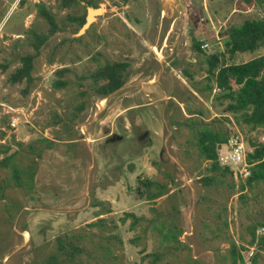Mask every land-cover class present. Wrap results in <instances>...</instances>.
<instances>
[{
	"label": "rangeland",
	"instance_id": "obj_1",
	"mask_svg": "<svg viewBox=\"0 0 264 264\" xmlns=\"http://www.w3.org/2000/svg\"><path fill=\"white\" fill-rule=\"evenodd\" d=\"M81 1L80 12L87 14L93 6ZM41 3L63 30L41 49L35 60V88L25 96L26 84L13 85L8 78L21 66L19 55L34 53L26 40L28 31L47 29L39 17ZM61 6V0H0V131L5 133L0 145H12L15 151L17 143L56 137L58 128L48 125L54 113L62 112L58 101L63 94L52 89L57 69L71 67L81 73L100 53L105 61L129 62L132 75L106 99L93 100L73 127L74 140L58 142L44 153L31 198L17 189L7 192V200L0 198V264H44L58 254L61 237L86 249L74 264H150L156 252L163 256L158 264H231L230 246L222 241L224 220L236 244L255 246L260 250L258 264H264V249L257 245L264 235L251 245L247 229L249 215L264 217V198L247 208L236 187L227 216L220 219L232 177L220 189L205 188L200 179L207 174V163L187 144L188 132L172 126L177 106L184 110L182 102L192 91V80L184 72L194 81L204 79L207 55L223 52L228 30L258 18L261 10L245 0H180L174 10L164 9L160 0H100L103 13L94 29L77 40L81 29L75 33L77 24L70 26L66 20L72 10ZM194 41L209 43L211 50L202 48L206 56L198 54ZM53 53L55 63L50 64ZM263 54H238L233 62ZM4 64L10 67L4 70ZM201 100L211 119L222 117L224 106ZM9 108L25 114L15 130L5 116ZM225 124L229 133H241L249 151L248 138L264 141L259 132L244 133L231 116ZM143 179L169 183L168 195L148 202L137 190ZM100 213L105 214L96 218ZM127 214L142 219L135 230L131 218L122 222ZM98 219H104L101 226H90ZM163 222L184 230L183 245L162 249L153 228ZM113 235L118 239H111ZM108 241L111 260L103 256ZM60 259L69 264L64 256Z\"/></svg>",
	"mask_w": 264,
	"mask_h": 264
},
{
	"label": "trees",
	"instance_id": "obj_2",
	"mask_svg": "<svg viewBox=\"0 0 264 264\" xmlns=\"http://www.w3.org/2000/svg\"><path fill=\"white\" fill-rule=\"evenodd\" d=\"M88 5L98 8L100 0H83ZM81 0H61V8L71 9L66 16L70 26L77 24L75 33L86 23L87 14H81ZM254 8L261 10V14L256 19H247L238 26L228 30L227 38L224 39V51H219L206 57L205 78L201 81H194L193 75L185 71L186 77L192 80V91L182 102L185 104L184 110L178 107L179 115L174 117L172 126L177 132L187 131V144L196 150L199 159L207 163V174L200 179L205 188L216 187L220 189L230 176L228 168L223 167L218 160V148L227 143L229 132L226 128L225 120L231 116L236 125L244 132L251 134L259 132L264 137V54L253 58L250 61L235 63L233 62L238 54H255L264 51V0H245ZM39 17L47 24L45 31L39 32L32 28L28 31L27 41L33 47L34 53L19 55L17 58L21 66L17 67L10 74L8 82L16 84H26L23 90L25 96L29 95L35 88L36 79L34 77L35 60L41 49L48 45L49 40L56 33L63 29L59 26L56 17L44 4L37 5ZM94 29V25L87 30V33ZM77 38V40H81ZM194 50L203 54L201 42L194 41ZM98 53L90 59L81 73L71 67H62L55 71L56 79L52 83L54 93H62L59 105L62 106L61 113H54L52 121L48 127L58 128L56 137L49 139L41 137L36 141L25 144L17 143L16 150L12 145H0V198L7 200L9 190L17 189L22 191L25 196L32 197L36 189V176L39 171V161L43 158L47 150H52L61 141H72L74 126L80 121L81 116L90 108L93 100L106 99L124 87L131 78L132 66L125 61H108L99 57ZM87 56H89L87 54ZM206 56V55H205ZM50 64L55 63V53L51 55ZM9 64H4L2 68L7 70ZM220 88V93H214L215 88ZM215 101L224 109L220 113L221 118L211 119V111L205 107L202 100ZM199 103V104H197ZM5 136L4 131H0V139ZM67 138V139H65ZM247 145L251 148L248 154V161L253 165L252 175L246 185L238 187L240 203L250 208V203H258L264 198V141L259 137L256 139L248 138ZM162 171V169H159ZM139 194L148 202H156L169 193V183L143 179L139 181L137 187ZM234 182L228 184V195L226 203L221 207L219 218L227 216V202L236 194ZM15 203H13V207ZM223 213V214H222ZM100 213L96 218L104 215ZM132 219V230H135L141 218L134 214H127L122 222ZM251 224L247 227L251 237L250 244L254 245L257 239V231L264 228V217L249 215ZM104 219H98L91 223L92 227H99ZM225 236L223 243L230 246L231 264H242V250L228 233L229 223L223 221ZM154 232L160 236V246L162 249L167 247H177L183 245L181 237L184 230L175 225L161 223L155 225ZM80 241L82 236H74ZM111 239H118L114 236ZM109 240V238H107ZM77 241V242H78ZM259 249H264V236L258 242ZM111 242L103 246L104 259L108 257L111 250ZM85 247H80L67 238L58 239V254L50 256L44 264H63L60 257L64 256V262L74 264L78 256L85 253ZM260 250L256 252L253 264H258ZM150 264H158L163 261L161 252L151 255Z\"/></svg>",
	"mask_w": 264,
	"mask_h": 264
},
{
	"label": "built area",
	"instance_id": "obj_3",
	"mask_svg": "<svg viewBox=\"0 0 264 264\" xmlns=\"http://www.w3.org/2000/svg\"><path fill=\"white\" fill-rule=\"evenodd\" d=\"M219 41V38H217ZM202 48L204 50H211L210 44L205 43ZM220 88H215L214 93H220ZM20 114L25 116L23 111L9 108L6 111L5 116L10 118L9 126L12 130H15L20 124ZM4 142V141H3ZM0 142V143H3ZM249 149L243 139V136L239 132H231L227 143L220 145L218 148V160L219 163L229 169L230 176L232 177L236 187L238 188L241 184L246 185L249 178L252 175L253 165L248 161ZM242 193L237 194L239 196ZM264 235V228L258 229L256 235ZM256 254L255 246H246L242 250L243 262L242 264H253V259Z\"/></svg>",
	"mask_w": 264,
	"mask_h": 264
},
{
	"label": "water",
	"instance_id": "obj_4",
	"mask_svg": "<svg viewBox=\"0 0 264 264\" xmlns=\"http://www.w3.org/2000/svg\"><path fill=\"white\" fill-rule=\"evenodd\" d=\"M164 9L174 10L177 8V5L180 0H160ZM101 15L100 8L88 7L87 9V16H86V23L82 27L79 32V36H82L86 33L88 29L96 22L97 17Z\"/></svg>",
	"mask_w": 264,
	"mask_h": 264
},
{
	"label": "bare ground",
	"instance_id": "obj_5",
	"mask_svg": "<svg viewBox=\"0 0 264 264\" xmlns=\"http://www.w3.org/2000/svg\"><path fill=\"white\" fill-rule=\"evenodd\" d=\"M101 13H103V9H101ZM27 238V237H26Z\"/></svg>",
	"mask_w": 264,
	"mask_h": 264
}]
</instances>
